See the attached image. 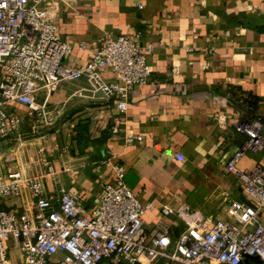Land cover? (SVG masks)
I'll return each mask as SVG.
<instances>
[{
  "label": "crops",
  "instance_id": "1",
  "mask_svg": "<svg viewBox=\"0 0 264 264\" xmlns=\"http://www.w3.org/2000/svg\"><path fill=\"white\" fill-rule=\"evenodd\" d=\"M52 1L57 34L70 44L64 64L81 67L105 37L125 35L143 51L149 77L132 86L123 114L99 92L71 96L87 87L84 79L62 83L48 100L50 106L65 101L54 126L30 133L23 116L21 138L0 141V178L11 169L30 175L51 166L45 193L61 185L88 212L112 166L121 164L131 193L152 206L142 214L147 231L162 205L184 204L216 220L225 217L228 201L246 200L224 165L246 138L234 122L260 117L264 123V0ZM102 76L117 80L107 71ZM14 110L26 112L21 105ZM79 126L83 141L76 144ZM123 133L141 141L125 144ZM256 164L264 169V146L243 149L236 169ZM31 200L27 191L0 197V209L20 212ZM165 220L173 236L183 228L174 215ZM259 220L264 225V214Z\"/></svg>",
  "mask_w": 264,
  "mask_h": 264
},
{
  "label": "built area",
  "instance_id": "2",
  "mask_svg": "<svg viewBox=\"0 0 264 264\" xmlns=\"http://www.w3.org/2000/svg\"><path fill=\"white\" fill-rule=\"evenodd\" d=\"M52 2L0 0V141L21 138L23 116L30 133L54 126L65 101L50 106L48 100L62 83L84 79L87 87L71 96L99 92L113 98L123 114L132 86L148 80L143 51L125 35L105 37L81 67L64 64L70 44L57 34ZM83 46L81 41L78 47ZM103 71L115 75L116 82H107ZM16 105L25 107V115L14 110ZM233 125L246 138L224 169L236 175L247 199L228 201L223 219L203 217L184 204L162 205L160 217L147 231L142 214L152 206L141 204L131 193L121 164L112 166L110 181L101 185L88 212L78 194L61 185L54 194L45 193L43 177L53 173L51 166L45 173L30 175L9 170L0 178V197L27 191L32 200L20 212L0 209V264H9L5 243L16 253V264H242L245 257L264 264V225L259 220L264 214V169L257 164L236 169L243 149L264 146V123L255 117ZM117 130L114 124L112 131ZM122 140L139 143L141 136L123 133ZM169 215L183 223L174 236L165 220Z\"/></svg>",
  "mask_w": 264,
  "mask_h": 264
},
{
  "label": "trees",
  "instance_id": "3",
  "mask_svg": "<svg viewBox=\"0 0 264 264\" xmlns=\"http://www.w3.org/2000/svg\"><path fill=\"white\" fill-rule=\"evenodd\" d=\"M83 131H84L83 126H79L77 128L75 132L76 134L74 135V138H73L76 144H79L83 141V136H82ZM88 141H91V140H88ZM242 264H258V260H256V258L254 257H245L242 261Z\"/></svg>",
  "mask_w": 264,
  "mask_h": 264
},
{
  "label": "rangeland",
  "instance_id": "4",
  "mask_svg": "<svg viewBox=\"0 0 264 264\" xmlns=\"http://www.w3.org/2000/svg\"><path fill=\"white\" fill-rule=\"evenodd\" d=\"M40 99L41 98H39V100ZM1 162H3V161H1ZM26 164H28V163H26ZM5 253L7 255V259L9 260V264H15V257H14L13 251L11 249H8L7 243H5Z\"/></svg>",
  "mask_w": 264,
  "mask_h": 264
}]
</instances>
